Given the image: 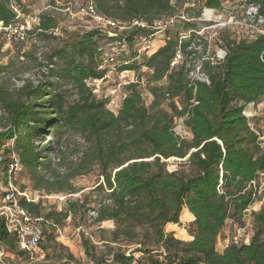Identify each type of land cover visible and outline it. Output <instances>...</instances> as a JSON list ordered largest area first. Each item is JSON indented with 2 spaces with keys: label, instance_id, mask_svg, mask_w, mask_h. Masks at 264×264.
Listing matches in <instances>:
<instances>
[{
  "label": "trees",
  "instance_id": "trees-1",
  "mask_svg": "<svg viewBox=\"0 0 264 264\" xmlns=\"http://www.w3.org/2000/svg\"><path fill=\"white\" fill-rule=\"evenodd\" d=\"M17 1L0 0V21L17 22L12 7ZM195 1L210 9H221L223 4V0ZM248 2L259 5L264 13V0ZM96 5L99 12L121 22L138 18L152 24L179 11L173 0H96ZM193 9L185 7L188 17ZM58 26V19L44 12L35 32L50 37ZM172 26L158 50L118 68L119 72L142 67L152 71L147 80L153 94L149 104L142 94V79L127 86L118 112L110 110L107 100L87 85L89 78L106 74L99 69L105 36L96 30L76 33L55 48L51 64L46 66V79L38 85L27 83L14 93L0 80V110L4 115L0 150L16 155L13 160H0V167L8 178L13 175L10 163L18 158L37 187L58 186L62 190L65 183L52 186L46 176L52 170V142L39 147L37 141L47 133L55 134L58 140L68 132L78 133L86 148L72 176L98 171L102 180L98 189L105 198L99 201L95 221L112 220L115 228L109 241L123 242L132 249L129 256L115 253L113 262L264 264V202L253 213L250 243L232 242L222 252L217 249L227 221L244 222L247 210L264 191V147L245 113L249 104L258 105L264 99V36L238 40L236 34L223 35L227 54L218 64L205 62L211 80L206 84L191 82L187 77V66L195 57L190 46L198 38L194 32L183 42L185 61L171 67L180 32L197 30L196 22L181 20ZM62 82L75 90V100L70 101L60 90ZM181 117L192 132L191 138L175 130L176 118ZM10 140L13 146L7 149ZM171 158L185 160L189 169L169 170ZM19 205L54 225H63L70 213L44 212L40 203L25 196L19 199ZM186 216L193 220L189 241L166 231L167 224H178ZM83 246L86 253L95 247L87 239ZM6 252L27 254L20 248L18 235L0 216V264H11ZM136 252L147 254V261H137Z\"/></svg>",
  "mask_w": 264,
  "mask_h": 264
},
{
  "label": "rangeland",
  "instance_id": "rangeland-1",
  "mask_svg": "<svg viewBox=\"0 0 264 264\" xmlns=\"http://www.w3.org/2000/svg\"><path fill=\"white\" fill-rule=\"evenodd\" d=\"M90 0H20L16 3L21 12V20L30 21L42 13L54 15L59 26L50 37L40 36L34 30L29 32L25 42L9 40L7 37L0 36V80L12 92H17L19 88L27 83L38 85L45 81L48 73L46 66L51 64V54L63 41L76 33L91 31L88 20L82 18L79 13L81 8L86 6ZM192 0H173L177 5L178 12L181 13L186 4ZM195 11L189 12L191 21L196 22L202 40L197 41V46L202 50L201 57L215 56L216 52L223 47V35L235 36L238 31H242L240 22L244 15L243 0H223L221 9L211 8L207 13L205 7L195 1ZM207 8V7H206ZM193 9V10H194ZM209 9V8H208ZM201 11L200 15L195 13ZM187 12V11H186ZM214 13V14H213ZM196 16V17H194ZM188 17V16H187ZM169 18L165 17L164 21ZM33 24V23H32ZM35 27V25H33ZM174 27L169 25L166 28L172 30ZM150 32V31H149ZM117 36H128L127 32H113ZM167 37V36H166ZM165 44V43H164ZM163 44V45H164ZM222 46V47H221ZM41 52V55L38 54ZM134 52L124 55L123 60H132ZM134 62V61H132ZM205 66V64H204ZM47 72V73H46ZM152 71L147 67L141 70H126L109 74L100 86L94 91L99 98H104L108 102V108L118 112L124 98L127 96V86L142 79L141 90L147 104L153 100V94L147 85V80ZM154 83H152L153 85ZM60 90L65 92L68 99H76L75 90L68 83L62 82ZM179 104V99H177ZM180 105V104H179ZM247 108V115L250 114ZM255 115L251 118V126L261 137H264V99L253 108ZM4 115L0 110V130L3 127ZM176 132L185 138H191L192 132L184 125V118H176ZM52 142L54 149L50 153L52 160V170L46 172L47 178L52 182V186L58 182L65 183L62 190L58 186L37 187L27 172L21 167L12 170L10 163V174L6 178L3 174V167H0V193L8 194L11 185L15 190V198L19 201L25 194L32 202L41 204L44 212L69 211V216L64 220L63 225H54L51 221L44 219L43 237L39 246L26 251L25 256H17L9 252L5 253L7 262L11 264H35L36 262L55 263V264H117L113 262L115 253L131 255V247L123 242H111V231L115 228L112 220L96 222L97 208L99 201L105 198V194L98 189L101 183L98 171H93L87 175L73 177L72 174L79 163V158L86 148V144L80 134L68 132L61 140L55 134L47 133L41 140L37 141L38 146ZM13 146V140L7 141L5 148ZM16 155H7L3 149L0 150V160L9 158L13 160ZM169 170L185 169L189 166L185 160L171 158L168 160ZM67 182V183H66ZM264 202V191L261 192L260 199L250 208L244 218V222L228 220L221 237L217 243V249L222 252L230 243L237 244L250 243L254 234L253 213L258 211ZM74 206V209H73ZM193 220L180 218V223H169L166 231L173 232L175 237L189 241L192 235L189 227ZM173 225V226H172ZM175 225V226H174ZM176 233L182 238L177 237ZM189 238H187V235ZM184 238V239H183ZM90 240L95 247H91L90 252L86 253L83 240ZM4 255V254H3ZM74 258L71 260L70 256ZM147 254L142 252L134 253L137 261L145 263ZM137 261H134L136 263ZM122 264V263H118Z\"/></svg>",
  "mask_w": 264,
  "mask_h": 264
},
{
  "label": "built area",
  "instance_id": "built-area-1",
  "mask_svg": "<svg viewBox=\"0 0 264 264\" xmlns=\"http://www.w3.org/2000/svg\"><path fill=\"white\" fill-rule=\"evenodd\" d=\"M244 1V15L240 22L242 26V31H238L236 36L237 39L252 40L258 36H264V13L261 12L260 6L255 3H249L248 0ZM194 7L195 0L190 1L186 4V7ZM13 9L17 13V22L12 24H5L0 21V36L3 35L9 40L14 39L19 42H25L28 39L29 32L32 30H39L40 25V14L35 16L30 21L21 20L22 12L19 6L14 3L12 5ZM206 13L208 11H214L210 8L204 10ZM82 18L88 20L90 25V30L99 31L105 36V41L103 43V54L99 62V69L106 70V74L102 78H89L87 80V85L93 89V92L100 86V84L109 77V74L119 72L118 68L124 64H129L130 62L141 58L146 55L149 56L158 50L166 42V28L169 25H174L176 22L181 20H190L185 13V8L179 14L174 16H169L168 21H164V18L156 20L152 24L142 20L133 19L129 22H121L115 18L108 17L98 11L96 0H90L86 6L81 8L79 12ZM214 14V13H213ZM35 25V27H33ZM145 30H150V33H145ZM129 32L134 33L132 39L128 36H117L113 32ZM196 33L197 41H201L200 30H185L180 32L179 43L176 50V55L172 60L171 67L178 66L183 63L186 59L183 42L191 37L192 33ZM222 47V46H221ZM224 47V46H223ZM195 53V57L190 61L187 66V77L191 82H203L210 84V76L205 69V62H211L212 64H218L221 62L226 54L227 49L220 48L215 56H206L202 54V50L197 46V42L190 46ZM134 52V57L131 60H123L121 57ZM41 55V52L38 54ZM53 66V65H50ZM126 71V70H124ZM123 72V71H122ZM250 112L247 115V109L245 111L246 115L250 118L255 115L253 108L256 106L254 103L249 104ZM248 106V107H249ZM251 119V118H250ZM261 145L264 147V137L260 136ZM18 158L12 163V170L21 168ZM15 190L11 185V189L8 194L3 195L0 198V216H3L6 221L8 228L11 232H15L19 237L20 248L29 251L41 243L43 237V222L44 218L41 216H33L27 210L23 209L19 205V201L15 198ZM28 201H31L25 194ZM251 208V207H250ZM250 208L247 210L249 212ZM246 213V214H247Z\"/></svg>",
  "mask_w": 264,
  "mask_h": 264
}]
</instances>
